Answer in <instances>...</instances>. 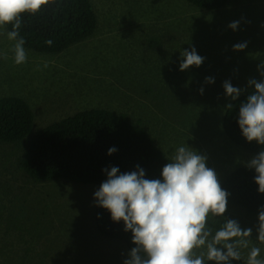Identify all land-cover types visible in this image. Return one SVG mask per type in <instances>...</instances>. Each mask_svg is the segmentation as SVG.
I'll return each instance as SVG.
<instances>
[{
  "label": "rangeland",
  "instance_id": "374dc122",
  "mask_svg": "<svg viewBox=\"0 0 264 264\" xmlns=\"http://www.w3.org/2000/svg\"><path fill=\"white\" fill-rule=\"evenodd\" d=\"M92 2L99 19L96 33L62 53L26 52L27 61L13 69L15 42L6 33L0 35V99L27 96L38 130L79 108L115 101L112 94L123 92L124 112L142 114L144 127L161 149L174 156L179 147L188 146L205 156L223 187L232 170L257 156L230 140L224 131L223 111L228 100L223 84L230 81L243 93L254 87L249 80L264 81L259 70L264 62V30L258 27L260 0H232L226 8L229 16L221 19L189 0ZM233 14L239 19H231ZM232 22H239L237 30L229 27ZM242 42H247L246 49L234 51L233 46ZM193 47L204 62L181 71V52ZM193 69L197 71L195 80L203 82L205 99L204 111L195 108L191 122L188 116L160 113L168 105L159 111L157 97L134 82L137 74L147 72L143 76L166 82L172 94L179 88L176 82L191 83ZM206 77L215 82L206 83ZM218 93L223 102L211 104ZM208 117L219 131L212 133L201 125ZM19 159L20 154L0 142V264H124L130 248L97 230L94 193L99 187L66 180L36 183L21 168ZM242 211L227 204L225 216L242 228L253 229V245L261 248L260 258H264V244L256 241L258 218L248 219ZM215 219L217 223L224 220ZM242 256V261L233 264H244L247 250Z\"/></svg>",
  "mask_w": 264,
  "mask_h": 264
},
{
  "label": "trees",
  "instance_id": "16d2710c",
  "mask_svg": "<svg viewBox=\"0 0 264 264\" xmlns=\"http://www.w3.org/2000/svg\"><path fill=\"white\" fill-rule=\"evenodd\" d=\"M189 1L212 17L221 19L220 16L230 14L226 13V8L232 0ZM260 2L262 12L258 27L264 30V0ZM238 16L233 14L230 18L239 19ZM98 25L92 0H54L35 16H24L20 36L27 48L51 55L71 49L91 37ZM10 30L11 26L0 28V35ZM190 74L193 76L191 83L176 82L179 88L172 94L169 93L171 86L166 82L149 80L142 73L135 76L134 82L136 87L141 86L143 91L157 97L155 102L159 105V111L162 105H168V110L160 113L182 118L188 116V122H191L196 114L195 108L204 111L202 100L205 97L200 91L203 82L195 80L197 71L190 70ZM185 89L187 94L184 96ZM254 91V87L246 90L236 101L225 94L228 104L231 103L233 107L224 109L223 123L224 131L234 143L258 155L264 151V146L255 141L249 143L238 124L239 105ZM122 93L112 94L115 101L103 100L94 108H79L71 115L38 130L35 126L36 115L27 96H2L0 142L15 154H20L19 165L36 183L66 180L85 187L91 184L100 187L107 179L105 169L117 167L120 173H125L136 171L137 166L145 171L146 178L162 179V169L173 156L157 145L144 127L142 114H136L133 110L124 112ZM221 93L214 95L211 104L223 102ZM205 122L209 123L207 119ZM113 147L117 151L109 155L108 151ZM232 171L222 187L229 194L228 204L240 207L248 219L258 218L260 208L264 207V194L258 191L255 170L245 164ZM95 221L98 230L109 240L120 241L130 250L135 247L132 234L124 230L123 221L114 222L108 210L96 205ZM223 223L224 220L213 227L218 228ZM22 225L19 224L20 227Z\"/></svg>",
  "mask_w": 264,
  "mask_h": 264
},
{
  "label": "clouds",
  "instance_id": "9594fccd",
  "mask_svg": "<svg viewBox=\"0 0 264 264\" xmlns=\"http://www.w3.org/2000/svg\"><path fill=\"white\" fill-rule=\"evenodd\" d=\"M51 2L54 0H0V28L11 26L6 35L15 42L17 65L27 61L26 52L42 54L24 46L25 40L20 36L24 16H35ZM229 27L237 30L239 22H232ZM155 39L160 41L159 37ZM246 47L247 42L237 43L233 50L243 51ZM181 57V71L200 67L204 62L194 47L182 51ZM259 70L264 76V62ZM214 82V78L206 77V83ZM249 86H254L255 91L239 105L238 124L249 143L255 141L264 146V81L251 79ZM223 87L232 101L239 99L241 89L230 81H225ZM200 91L203 94V88ZM232 107L231 103L227 105L228 109ZM207 120L209 123L201 121V125H207L212 133L219 131ZM116 151L115 147L110 148L108 154ZM206 160L190 147L181 146L163 167L162 179L146 178L139 166L136 171L125 173L117 167L104 170L107 179L94 197L98 207L108 210L114 222L123 221L124 230L132 234L135 247L124 264H233L242 261L244 250V264H264L261 248L253 245V229L242 228L238 221L225 216L229 194ZM247 167L255 170V183L264 194V151L252 158ZM217 217L224 219L218 228L213 227ZM256 233V241L264 244V207L259 210Z\"/></svg>",
  "mask_w": 264,
  "mask_h": 264
},
{
  "label": "crops",
  "instance_id": "0c3cea01",
  "mask_svg": "<svg viewBox=\"0 0 264 264\" xmlns=\"http://www.w3.org/2000/svg\"><path fill=\"white\" fill-rule=\"evenodd\" d=\"M98 230V229H97ZM99 231V230H98ZM120 242V241H119ZM120 243H122V242H120ZM122 244H124V243H122Z\"/></svg>",
  "mask_w": 264,
  "mask_h": 264
},
{
  "label": "bare ground",
  "instance_id": "6f19581e",
  "mask_svg": "<svg viewBox=\"0 0 264 264\" xmlns=\"http://www.w3.org/2000/svg\"><path fill=\"white\" fill-rule=\"evenodd\" d=\"M210 58V57H209ZM209 58H208V60H209Z\"/></svg>",
  "mask_w": 264,
  "mask_h": 264
}]
</instances>
